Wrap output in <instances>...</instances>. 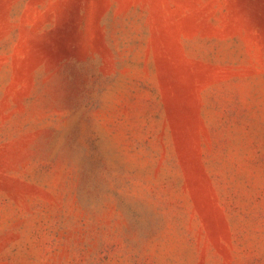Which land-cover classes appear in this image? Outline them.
<instances>
[{"label":"rangeland","instance_id":"1","mask_svg":"<svg viewBox=\"0 0 264 264\" xmlns=\"http://www.w3.org/2000/svg\"><path fill=\"white\" fill-rule=\"evenodd\" d=\"M0 264H264V0H0Z\"/></svg>","mask_w":264,"mask_h":264}]
</instances>
